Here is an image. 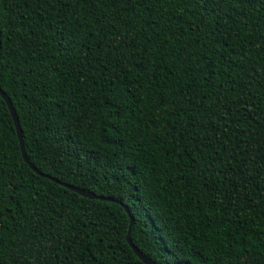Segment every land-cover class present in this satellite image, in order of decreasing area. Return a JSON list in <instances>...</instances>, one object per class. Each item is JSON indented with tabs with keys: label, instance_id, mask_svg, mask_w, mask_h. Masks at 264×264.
<instances>
[{
	"label": "trees",
	"instance_id": "obj_1",
	"mask_svg": "<svg viewBox=\"0 0 264 264\" xmlns=\"http://www.w3.org/2000/svg\"><path fill=\"white\" fill-rule=\"evenodd\" d=\"M0 42L37 170L156 264H264V0H0ZM130 225L25 162L0 94V264H145Z\"/></svg>",
	"mask_w": 264,
	"mask_h": 264
},
{
	"label": "water",
	"instance_id": "obj_2",
	"mask_svg": "<svg viewBox=\"0 0 264 264\" xmlns=\"http://www.w3.org/2000/svg\"><path fill=\"white\" fill-rule=\"evenodd\" d=\"M0 45H1V42H0ZM0 94L2 95V97L4 98V100L6 101V103L8 104V107L11 111V114H12V117H13V120L15 122V126L17 128V132H18V137H19V141H20V145H21V150H22V154H23V158L25 160V162L36 172L38 173L39 175L43 176V177H46L48 179H51L55 182H57L58 184H61L62 186H65L66 188L72 190V191H75L76 193L84 196V197H87V198H90V199H100V200H106V201H114L116 203H119L120 205H122L125 209V211L127 212V214L130 216V219H131V225H130V229H129V233L127 235V240H128V243L130 244V246L132 247V249L134 250V252L137 254V256L145 263V264H156L154 261L152 260H149L147 259L145 256H143V254L140 252V250L133 244L132 242V239H131V230H132V227L134 225V219L133 217L131 216L130 214V211H129V208L124 205L122 202L120 201H115V200H112V199H108V198H104V197H99L93 193H88V192H84V191H81L80 189L78 188H75L73 186H70V185H67L65 183H62L61 181H58L54 178H52L51 176H48V175H45L43 173H41L39 170H37L29 161L28 157H27V153L25 151V147H24V142H23V136H22V131H21V125H20V122H19V119L17 117V114L15 112V109L9 99V97L4 93V91L0 88Z\"/></svg>",
	"mask_w": 264,
	"mask_h": 264
},
{
	"label": "snow or ice",
	"instance_id": "obj_3",
	"mask_svg": "<svg viewBox=\"0 0 264 264\" xmlns=\"http://www.w3.org/2000/svg\"><path fill=\"white\" fill-rule=\"evenodd\" d=\"M203 3L207 6L208 9H215L220 7L226 0H202ZM191 255V254H186ZM186 258V257H185Z\"/></svg>",
	"mask_w": 264,
	"mask_h": 264
}]
</instances>
